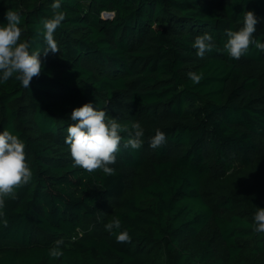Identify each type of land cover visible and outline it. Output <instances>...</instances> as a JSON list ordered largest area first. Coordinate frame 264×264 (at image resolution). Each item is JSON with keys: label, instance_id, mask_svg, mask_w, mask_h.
Here are the masks:
<instances>
[{"label": "trees", "instance_id": "obj_1", "mask_svg": "<svg viewBox=\"0 0 264 264\" xmlns=\"http://www.w3.org/2000/svg\"><path fill=\"white\" fill-rule=\"evenodd\" d=\"M53 2L0 0V25L18 11L43 64L29 89L0 83V132L25 143L32 171L6 200L0 264H264L253 219L264 208V51H223L246 11L264 43V0H60L59 52L44 55ZM204 33L217 48L200 57ZM85 103L145 130L139 149L121 133L113 175L73 166L66 130ZM157 129L166 142L153 149ZM125 230L131 241L117 243Z\"/></svg>", "mask_w": 264, "mask_h": 264}, {"label": "clouds", "instance_id": "obj_2", "mask_svg": "<svg viewBox=\"0 0 264 264\" xmlns=\"http://www.w3.org/2000/svg\"><path fill=\"white\" fill-rule=\"evenodd\" d=\"M51 8L52 17L42 20L46 42L44 55L48 52H59L54 33L66 18L63 11H58L61 8L60 0H54ZM242 14L243 26L235 31L225 29L227 39L223 44V51L236 60L246 54L252 45L264 51V43L253 38L259 22L258 18L253 11ZM4 15L7 23L0 25V83H6L14 78L20 82L21 87L29 89L32 79L38 77L43 69L41 52L32 48V41L21 40V14L8 9ZM192 47L196 49L198 56L203 57L206 52L217 48V45L210 34L204 33L195 38ZM189 77L194 83H199L202 78L195 73H189ZM70 119L74 123L66 130L65 143L69 146L73 166L88 173L102 170L106 175L114 174L115 170L110 165L115 163L116 154L124 139L121 133H128L125 147L139 149L143 144L145 130L140 123L133 122L130 130L128 125L109 117L106 111L98 110L92 103L74 108ZM165 142V133L157 129L149 141V147L156 149ZM25 147V143L9 130L0 132V218L4 216L6 200L15 199L17 189L30 183L32 179V171L26 162ZM253 219L256 225L254 230L257 233H264V208H257ZM4 224L7 226L6 220ZM105 228L112 233L114 229L121 228V221L119 218H114L105 225ZM116 241L127 243L131 241V237L126 230L120 231L116 234ZM62 243L63 241H56V246L49 251L50 256L55 258L62 255L59 250Z\"/></svg>", "mask_w": 264, "mask_h": 264}, {"label": "built area", "instance_id": "obj_3", "mask_svg": "<svg viewBox=\"0 0 264 264\" xmlns=\"http://www.w3.org/2000/svg\"><path fill=\"white\" fill-rule=\"evenodd\" d=\"M107 16H110V15H107ZM111 16H112V15H111ZM111 16H110V17H111Z\"/></svg>", "mask_w": 264, "mask_h": 264}]
</instances>
